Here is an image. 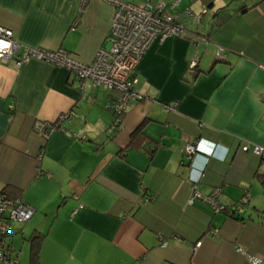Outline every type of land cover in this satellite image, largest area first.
<instances>
[{"label": "crops", "instance_id": "obj_1", "mask_svg": "<svg viewBox=\"0 0 264 264\" xmlns=\"http://www.w3.org/2000/svg\"><path fill=\"white\" fill-rule=\"evenodd\" d=\"M174 14L184 35L149 46L134 72L145 98L113 135L105 90H80L46 63H0V194L34 210L6 238L17 264H30L33 234L38 264H250L235 246L264 264V154L241 150L264 147V0H182ZM112 15L104 0H0V26L17 43L81 64L111 47ZM68 112L63 132L45 142L34 132ZM198 174L201 194L248 202L236 215L187 205Z\"/></svg>", "mask_w": 264, "mask_h": 264}, {"label": "built area", "instance_id": "obj_2", "mask_svg": "<svg viewBox=\"0 0 264 264\" xmlns=\"http://www.w3.org/2000/svg\"><path fill=\"white\" fill-rule=\"evenodd\" d=\"M180 1L182 0H175L172 4L152 2L130 4L119 0H104L113 8L109 38L111 47L109 49L100 48L90 64L77 62L62 49L48 51L22 46L14 40L12 31L0 26V63H11L15 68L28 64L32 60L46 63L53 67L66 69L75 77L80 90L86 82H89L94 89L105 90L111 95L108 109L113 117L107 134L113 135L122 124L129 106L145 98L135 90L137 79L134 72L149 46L155 40L163 41L169 37L184 35V27L174 14ZM200 20L201 16L196 17L197 22ZM221 52L222 49L218 48L216 53L218 59H223ZM197 67L198 58L194 57L189 62L188 70L192 73ZM72 117L73 113L68 112L61 114L51 123L36 122L34 132L45 142L52 134L63 132V122ZM81 139L85 140V137L82 136ZM241 150L250 151L257 156L264 154V147L258 145L245 144ZM196 151V146L189 142L182 150L187 160H191ZM40 174V170H37V175ZM199 176L200 174L191 180L192 190L187 205L200 201L214 213L227 212L236 215L241 211V206L248 202L249 196L244 194L238 202L230 205L224 204L219 200V189L213 190L208 195L201 194L196 189ZM149 200L150 198H147L142 201L148 202ZM81 208L80 205L78 209ZM33 215L34 210L22 200H10L4 194H0V264H17V259L7 244L6 238L11 234L13 223H27ZM160 244L164 247L167 242L160 240ZM199 246L200 243H197L195 248ZM235 252L245 256L250 264H261L262 262L260 258L247 254L239 246H235Z\"/></svg>", "mask_w": 264, "mask_h": 264}, {"label": "trees", "instance_id": "obj_3", "mask_svg": "<svg viewBox=\"0 0 264 264\" xmlns=\"http://www.w3.org/2000/svg\"><path fill=\"white\" fill-rule=\"evenodd\" d=\"M42 238L43 237L39 234H33L28 240L30 245V264H38V254H39Z\"/></svg>", "mask_w": 264, "mask_h": 264}]
</instances>
